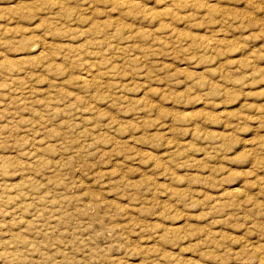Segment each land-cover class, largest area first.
<instances>
[{
  "label": "rangeland",
  "instance_id": "374dc122",
  "mask_svg": "<svg viewBox=\"0 0 264 264\" xmlns=\"http://www.w3.org/2000/svg\"><path fill=\"white\" fill-rule=\"evenodd\" d=\"M0 264H264V0H0Z\"/></svg>",
  "mask_w": 264,
  "mask_h": 264
},
{
  "label": "bare ground",
  "instance_id": "6f19581e",
  "mask_svg": "<svg viewBox=\"0 0 264 264\" xmlns=\"http://www.w3.org/2000/svg\"><path fill=\"white\" fill-rule=\"evenodd\" d=\"M44 40V39H43ZM44 44V43H43ZM42 50V49H41ZM31 51H33V50H31ZM43 52V51H42Z\"/></svg>",
  "mask_w": 264,
  "mask_h": 264
}]
</instances>
